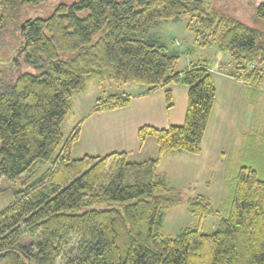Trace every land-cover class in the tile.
<instances>
[{"label": "trees", "instance_id": "obj_1", "mask_svg": "<svg viewBox=\"0 0 264 264\" xmlns=\"http://www.w3.org/2000/svg\"><path fill=\"white\" fill-rule=\"evenodd\" d=\"M44 2L0 0V35L18 34V58L40 71L0 89V177L16 182L49 164L0 211V264H264V181L248 166L239 170L217 231L203 233L197 225L163 236V215L181 197L157 179V167L170 151L201 153L216 91L207 63L174 73L177 58L164 45L138 38L160 22L189 16L197 38L217 37L223 52L246 65L264 63L260 31L208 11L202 0H83L59 3L46 18H22L24 8ZM257 15L264 18V1ZM86 78L97 86L140 85L145 94L180 83L187 88L183 123L137 129L139 146L154 139L153 159L129 162L125 152L74 158L79 130L64 142L61 125ZM245 79L261 77L253 70ZM129 101L110 95L98 99L92 113ZM164 101L172 106L171 91H164ZM186 205L200 220L216 213L201 195Z\"/></svg>", "mask_w": 264, "mask_h": 264}, {"label": "rangeland", "instance_id": "obj_2", "mask_svg": "<svg viewBox=\"0 0 264 264\" xmlns=\"http://www.w3.org/2000/svg\"><path fill=\"white\" fill-rule=\"evenodd\" d=\"M80 1L83 0H45L37 7L24 8L22 18H46L59 3L70 5ZM262 1L202 0L208 11L215 10L228 19L241 21L259 30L260 42L264 43V18L257 15L258 4ZM192 23L189 16H184L178 20L160 22L138 36L141 40L164 45L168 54L177 58L174 73H182L195 64L210 65L208 71L212 74L217 93L201 153L167 152L156 170L157 179L180 191L181 202L167 210L162 219V234L170 238L197 225L201 226L203 233L217 231L221 221L228 217L234 182L242 166L255 170L257 177L264 181V63L255 60L245 65L237 57L223 52L218 46L217 37L213 39L206 32L197 38L195 32L198 27H192ZM217 29L221 32L224 27ZM19 44L20 37L16 33L0 35V89L21 74L40 73L18 58ZM253 70L260 74L261 80L258 83L245 81L246 75ZM132 87L141 91H130ZM181 87L185 86L181 84ZM145 91L146 87L136 84L110 83L97 86L92 79L86 78L84 90L72 95L71 111L61 125L64 142L75 128L79 130L78 140L72 146V157L126 152L129 162L155 158L157 146L154 139L148 138L143 148L139 149L133 128L127 127L123 112L92 113L98 99L105 100L110 95L124 94L143 97L137 93ZM175 96L180 99V92H176ZM178 98L174 113H180L184 108ZM140 102L143 101L134 103ZM144 118L139 119L137 124L145 125ZM48 168V163L39 164L32 174L21 175L16 182L0 177V211L14 200L15 193L24 188L25 181H35ZM196 195L208 198L216 213L202 220L191 215L186 200ZM22 242L29 243L26 235Z\"/></svg>", "mask_w": 264, "mask_h": 264}, {"label": "crops", "instance_id": "obj_3", "mask_svg": "<svg viewBox=\"0 0 264 264\" xmlns=\"http://www.w3.org/2000/svg\"><path fill=\"white\" fill-rule=\"evenodd\" d=\"M218 74H220V73L218 72ZM211 79H212V74H211ZM212 82H213V80H212ZM213 85H214V83H213ZM214 87H215V85H214ZM132 88L133 89L130 91H134V92L135 91L136 92L141 91V89H138L137 87H132ZM165 90L171 91V94H172V103H171L172 106L169 108L165 104L164 93L160 92V91H165ZM178 91L180 92V99L178 98V96H175V93ZM124 95H127V94H124ZM137 95L143 96V97H135V96L132 97V95H130V96L127 95L130 98L129 105L127 107L117 109V110H113V111H105V112H110V113H116L117 111H120L121 113L123 112L122 115L126 116L124 120H126L128 123L127 127H129L130 129L133 128L132 132L135 134V137H136V131L140 127V125L137 124L138 123L137 121H140L139 119H143L144 117H146V118H144V119H146L145 122H143V123H145V125L153 126L155 128H158V129L166 128L170 125H175V126L181 125L183 123L184 114H185V110H186V104H187V88L181 87L180 83L168 84L164 88L156 89V90L150 92L149 94H145V92H143V93L139 92V93H137ZM216 95H217V93H216ZM177 98L182 102V106L184 107L180 113H174ZM145 99H146V101H145ZM215 99H216V96H215ZM135 101H143V102L135 104L134 103ZM210 118H211V116H210ZM142 126H144V125H142ZM124 127H126V125H124ZM78 136H79V133H78ZM204 137H205V135H204ZM147 140L145 141L144 145L146 144ZM203 141H204V138L202 140V144H203ZM202 144H201V146H202ZM143 146H139V144H138L139 149H142ZM202 148H203V146H202ZM157 151H158V149H157ZM156 156H157V154H156Z\"/></svg>", "mask_w": 264, "mask_h": 264}, {"label": "water", "instance_id": "obj_4", "mask_svg": "<svg viewBox=\"0 0 264 264\" xmlns=\"http://www.w3.org/2000/svg\"><path fill=\"white\" fill-rule=\"evenodd\" d=\"M22 27H23V25H22Z\"/></svg>", "mask_w": 264, "mask_h": 264}]
</instances>
